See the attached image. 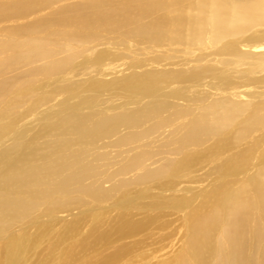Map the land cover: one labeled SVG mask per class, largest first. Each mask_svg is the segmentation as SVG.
<instances>
[{
	"label": "bare ground",
	"instance_id": "obj_1",
	"mask_svg": "<svg viewBox=\"0 0 264 264\" xmlns=\"http://www.w3.org/2000/svg\"><path fill=\"white\" fill-rule=\"evenodd\" d=\"M262 128L264 0H0V264H28L30 226L48 264H90L149 210L193 202L154 189L203 169L217 180L187 210L186 254L264 264V132L221 160Z\"/></svg>",
	"mask_w": 264,
	"mask_h": 264
},
{
	"label": "rangeland",
	"instance_id": "obj_2",
	"mask_svg": "<svg viewBox=\"0 0 264 264\" xmlns=\"http://www.w3.org/2000/svg\"><path fill=\"white\" fill-rule=\"evenodd\" d=\"M243 50H248L249 48L247 46H242ZM221 58V56H219ZM121 67H118L117 69H110V76L117 74H120L118 72V69ZM246 85H241L239 89H245ZM33 95V94H32ZM60 98V96L58 97ZM59 100V99H58ZM32 102V101H31ZM57 102L54 101V103ZM33 103V102H32ZM26 108H28L30 105V101L27 102ZM24 105V106H25ZM36 105L33 104L32 107ZM25 110V109H24ZM22 109V111H24ZM27 114L20 123L31 121L33 119V115ZM262 132V133H261ZM264 132V129L256 131L254 136L247 138L242 145L236 147L231 152L226 153L221 160H223L228 154L231 156V154L237 153L241 149L250 146L251 144H254L255 140L259 138L258 136L262 135ZM157 138V139H156ZM155 139L159 142L163 139V135L156 137ZM248 142V143H246ZM217 161V160H216ZM214 161V163H216ZM196 172V171H195ZM192 174L191 179L185 178L183 181L180 182L179 186H177L176 189L173 188H167L166 190H159L158 188L154 189V192H158V194H161L163 196L172 197L173 195L177 196H190L191 194H195L196 198H194L193 202H190L187 207L183 209H177L174 207H163L162 209L156 211V210H149V212H146L148 216L152 218V221L146 225V223L143 224V227L140 231L133 232L132 234L123 237L121 239H117L116 241H113L112 239H108L110 243H108L106 246H104L102 249L94 251L92 253H89L87 255L83 254L79 257V262L81 260H89L90 264H180V256L182 253H184V260L189 262L190 264H219V260L215 256L211 260L204 259V261L200 262L196 259V261H193L190 254H186V248L188 246L187 239L189 237V231L187 229V220H186V213L189 208L196 206L199 204L198 199H200L201 191L205 190L206 188H210L214 183H216V176L212 175L208 178L202 177V173L205 172L204 169L202 171L196 172ZM196 177V178H195ZM173 189V190H172ZM198 201V202H197ZM190 206V207H189ZM106 210V209H105ZM144 211V208H138L135 209L134 215L132 218L136 220H144L143 215L141 213ZM116 212V213H115ZM156 213V214H155ZM117 210L112 212V215H116ZM156 216V217H155ZM60 222L57 227H62V224L66 221H69L73 218V215L68 214H61V217H59ZM99 218H104V215L96 213L95 216L87 218L86 224L82 227L80 231V235H76L73 238H70L67 240H63L59 246L58 249L55 250L56 256H60L63 252V250L73 242H77V238L79 236L85 235L91 227V224L93 221ZM63 222V223H62ZM108 224H105L103 229H105ZM249 227H251L250 224H248ZM44 229V228H43ZM29 232L28 238H26V245L29 246L30 250L34 253H32L29 250L28 255L26 256L28 264H48L49 260V249L51 248L52 242L47 239H45L42 236H40L38 241H32L30 238L35 236L36 233L40 232V228L31 227L27 229ZM31 234V235H30ZM222 231H216V239L217 241H220L221 239ZM191 235V234H190ZM118 237V235H115ZM44 239H43V238ZM63 237H59V241ZM190 238V237H189ZM29 239V240H28ZM252 240V239H251ZM33 243V244H31ZM253 241V240H252ZM35 242V243H34ZM49 242V243H48ZM221 242V241H220ZM32 246H31V245ZM247 246L244 249V258L248 261V263H251L252 261V248H251V242H246ZM34 246V247H33ZM49 248V249H48ZM125 248V249H124ZM188 250V249H187ZM125 251V253H124ZM28 252V251H27ZM44 254V255H43ZM186 255V256H185ZM111 257L107 261H103L102 258L105 257ZM115 256V257H114ZM195 257V256H194ZM18 258L17 255H13L11 257V260L14 261ZM115 260V261H114ZM33 261V262H32ZM74 264H77L76 262Z\"/></svg>",
	"mask_w": 264,
	"mask_h": 264
}]
</instances>
